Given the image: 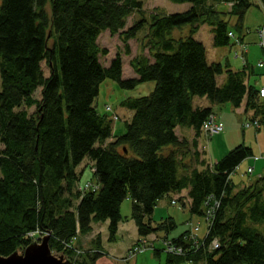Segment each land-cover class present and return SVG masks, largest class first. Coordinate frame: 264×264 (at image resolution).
Returning a JSON list of instances; mask_svg holds the SVG:
<instances>
[{
  "label": "trees",
  "instance_id": "16d2710c",
  "mask_svg": "<svg viewBox=\"0 0 264 264\" xmlns=\"http://www.w3.org/2000/svg\"><path fill=\"white\" fill-rule=\"evenodd\" d=\"M170 1L190 7L147 13L141 0H0V255L24 251L32 234L49 233L51 250L65 253L68 264H97L103 255L99 236L94 248L100 251L74 247L93 232L94 223L109 221V240L115 241L122 204L130 197L139 236L168 235L177 223L170 217L154 224L155 208L166 196L177 205L174 198L188 191L181 203L186 207L189 198L193 215L207 219L205 202L212 196L219 207L205 220L204 238L197 225L201 246L185 255L168 254L169 264H264V173L239 186L232 180L239 165L254 156L253 148L239 144L213 164L196 150L202 133L211 137L202 128L216 118V105L236 110L245 102L246 129L264 120L261 88L247 82V67L210 62L204 43L194 37L207 24L214 46H228L229 32L242 31L253 2ZM221 3L230 11L220 10ZM185 27L188 36L177 37ZM141 32L147 54L131 58L135 75L125 78V57ZM104 33L118 35L125 54L103 62L109 54L99 43ZM106 79L125 89L155 82L150 94L121 102L132 115L120 135L114 134L111 115L94 105ZM196 97L210 104H195ZM178 128L193 129L196 139L180 137ZM85 159L93 163L98 188L83 193L78 167ZM192 231L171 242L190 247L184 240ZM215 240L218 248L211 247Z\"/></svg>",
  "mask_w": 264,
  "mask_h": 264
},
{
  "label": "rangeland",
  "instance_id": "374dc122",
  "mask_svg": "<svg viewBox=\"0 0 264 264\" xmlns=\"http://www.w3.org/2000/svg\"><path fill=\"white\" fill-rule=\"evenodd\" d=\"M168 3V2H166ZM174 4V3H173ZM173 12H182L187 9L186 6H174L169 7ZM220 10L225 11L223 7L220 6ZM255 20L254 17L251 16L250 23H247L246 28H253L251 23ZM232 24V22H231ZM141 32L140 38L135 39L131 41V54L125 57V63H124V77L130 78L133 77L135 74H133L132 68L130 66V60L136 55H139L141 53H146L148 49L143 50L142 45L140 43V40L143 36ZM258 33L260 34V40L264 37V27L258 29ZM189 34V28L185 27L182 31H176L175 35L177 37H186ZM262 34V35H261ZM104 36L100 39V45L101 47L107 48L109 51L108 55H105V57L102 58L103 62L106 61V59H109L110 57H113L117 52H123L124 53V45L122 41L120 40L118 35H110L107 33L103 34ZM194 37L203 42L206 49H207V56L210 62H217V60L221 61L223 65H226L228 63V60L231 62L232 65L239 67L242 65L243 68V58L242 56H236V49L230 48V46H214L213 43V32L212 28L205 24L201 27L198 33L194 35ZM257 47V46H252ZM218 51V54L213 52V50ZM214 50V51H215ZM213 52V54H212ZM257 52H259V48L257 49ZM125 54V53H124ZM216 54V55H215ZM252 54V51H251ZM260 56V55H259ZM252 59H254V56H252ZM263 59V58H262ZM257 60V59H255ZM255 65V63H254ZM43 68L45 71L48 72L46 63H43ZM46 74L48 75V73ZM261 79V84H264V76ZM256 77H253L252 84H257ZM260 84V81L258 82ZM0 87H1V74H0ZM155 87L154 81H147L142 84L137 85L135 88L132 89H125L121 88L119 84L112 80V79H106L103 81V83L100 86V92L99 95L96 97L94 105L96 106L97 110L101 114L108 113L106 111L108 106H111L114 111L120 116V119L118 121H114V134L120 135L123 134L126 130V120L131 117L132 112L127 110L126 108L122 107L121 102L128 97H139L143 95L150 94ZM37 97H40V92L38 91L35 94ZM207 103L210 104L208 101V98L205 97L204 99H201V97L195 98V104H202L206 105ZM225 105H216L214 106L216 115V122L219 124H223V131L216 132L211 135L210 138H201V144L207 146L206 148V156H208V159L210 161H213V163L218 162L222 157H224L230 150H232L235 146L239 144H246L247 146H252L253 149L256 151V148L258 147V143L260 146L264 144V128L260 132V136L257 138L255 135V127H252V129H246L244 127V119L245 115L242 108H238L236 111H233L231 108V104ZM36 108L29 109L30 112L35 111ZM242 112V113H241ZM217 135V136H215ZM215 136V137H214ZM202 137V136H201ZM213 137V138H212ZM262 147H260L261 149ZM224 152V153H223ZM225 154V155H224ZM257 154V153H256ZM260 157L264 158V154H262ZM253 161H255L253 159ZM259 165L264 164V160H261L257 162ZM92 162L89 159H85L82 164L78 167V170L83 169V175L81 178V181L79 182V188L81 186L86 185L87 182H90L93 186H98V183H96L95 179H93V168H92ZM252 166H254V162L251 163ZM249 167V164L247 161H243L239 167L237 168V171L232 174V180L239 185H241L243 182L245 184L250 183L254 180H256L260 175L261 168L260 166L255 171V173L249 175L246 173L247 168ZM263 171V170H262ZM264 171L262 172V174ZM181 198V199H180ZM186 198V196H185ZM184 198V199H185ZM174 201H177L178 204H172L171 199L169 196H166L164 199H162L157 207L155 208L152 220L154 224L161 225L165 220L172 217L176 223L177 227L173 229L168 235H166L165 231L156 232L154 234L149 235L146 238H142L139 236L138 228L135 223V221L132 218V205L133 201L129 197L125 199V201L122 204L121 207V213L123 216V221L120 223V229L117 232L116 240L110 241L109 240V221L106 222H100V223H94V230L93 232L79 237L78 240L75 241L74 247H77V244L80 245L81 248H84L86 250L94 249L95 252L100 251V249L94 248V245L97 243V236L100 237L101 243L99 246H101V250L103 252V255H101L98 260L97 264H169L168 263V254L165 252L164 247L166 246V243L171 241L173 238H177L181 236L183 233L188 234V232L191 231L192 227L195 225H199L201 223V231L198 233L199 236H202L201 238H204V234L206 233L207 224L205 222L208 221V219H205L200 215H193L190 212V207L187 204L186 207L183 206L181 196H176L174 198ZM173 201V202H174ZM164 224V223H163ZM264 229V227H262ZM46 234H37L33 235L35 238L43 237ZM198 237V236H197ZM190 241L193 240L191 236L188 237ZM200 238V237H198ZM200 238V239H201ZM94 240V241H93ZM200 242V241H199ZM193 244L196 247H200L201 243L196 244L193 240ZM19 253H22V251H19ZM52 254L59 255V256H67L63 252L59 251H52ZM128 254H131L129 257ZM67 258V257H66ZM181 264H192L190 262H183Z\"/></svg>",
  "mask_w": 264,
  "mask_h": 264
},
{
  "label": "crops",
  "instance_id": "0c3cea01",
  "mask_svg": "<svg viewBox=\"0 0 264 264\" xmlns=\"http://www.w3.org/2000/svg\"><path fill=\"white\" fill-rule=\"evenodd\" d=\"M141 1L143 2L144 10L147 13H151V12H155V11L164 12V13H172L171 12L172 10L169 7L186 6L187 9L190 7V4H188V3L187 4H178V3H174L170 0H141ZM166 2H168V3H166ZM252 2H253L252 6L247 10V12L245 14L242 31L238 32V31L233 30L234 25L237 23V18L236 17L230 18V22H232V24H231L232 30L235 33V35L239 38L240 42L245 45V50L240 49L239 45H235L233 38L230 40L231 42L228 46H230V48L232 47L233 49L236 47L237 49L235 48L236 49L235 52H240V55H238V56H242V58H243V68L247 67L248 71L251 73L246 79L247 82L252 84L253 77H256L257 79H256L255 83H257V84H254V85L257 86V88H261L264 86V84L263 85L261 84V79H263L262 77L264 76V67H259L258 63L264 57V50L259 45L260 36L258 33V29L264 27V0H252ZM220 6L223 7L224 9H226L227 11H230V9H231L230 5L225 4V3H221V4L217 5V7L219 9H220ZM251 16L255 18L253 23L250 24L253 26V28H246L247 27L246 22L250 23ZM133 21H134V16L129 18V20H128L129 25H131L133 23ZM213 39H214V37H213ZM252 46H257V47H252ZM258 48H259V52H257ZM214 50H213V52L218 54L217 49L215 51ZM251 51H252V54H251ZM213 52H212V54H213ZM144 54H146V53H144ZM252 56H254V59H252ZM255 59H257V60H255ZM217 62L222 63L219 60H217ZM254 63H255V65H254ZM228 64L234 70H242L243 69L242 65L239 67H236V66L232 65L229 60H228ZM224 80H225V75H221L219 77V82L222 84L224 82ZM259 81H260V84L258 83ZM244 104H245V102H244ZM244 104L242 105L243 106L242 112L245 111ZM206 105H208V104H206ZM226 106L227 105H225V107ZM242 106L240 108H242ZM231 109L233 111L237 110V109L234 110L233 108H231ZM250 129H252V128H250ZM255 130H256L255 135L258 138L260 136V132L262 131V129L255 128ZM177 133L179 134L180 137L186 138L190 142H193L194 139H196L195 131L191 128H178ZM201 136L202 137L197 139L198 145H197L196 150H198L200 152V154L202 155V157H201L202 159L204 158L207 160V162H209L210 164H213V161H210L208 159V156H206V148L208 149L207 146L209 143L207 144V146H206V144L205 145L201 144V138L204 137V138L208 139V137H206L203 133L201 134ZM215 136H217V135H215ZM260 147H262V148L260 149ZM253 151H254V156L247 158L245 160V162L247 161V163L249 164V167L254 168L253 173H255V171L258 169L259 166L264 171V164L259 165L257 163L260 161V159L264 160L263 157H260L262 154H264V144L262 146H260V144L258 143V147L256 148V151L254 149H253ZM253 159L255 161H253ZM252 162H254V166L251 165ZM249 167L247 168V170L249 169ZM262 170H261L259 175H262V172H263ZM187 194H188V191H183L181 196L183 195V197H185V196H187ZM188 201L190 203L189 198H188ZM188 201H185V202L188 203ZM119 229H120V225H119ZM93 230H94V226H93Z\"/></svg>",
  "mask_w": 264,
  "mask_h": 264
},
{
  "label": "built area",
  "instance_id": "2783aa9c",
  "mask_svg": "<svg viewBox=\"0 0 264 264\" xmlns=\"http://www.w3.org/2000/svg\"><path fill=\"white\" fill-rule=\"evenodd\" d=\"M229 35L231 37H234L233 33L230 32ZM262 35V34H261ZM239 43V41H237ZM262 45H264V41H262ZM260 66H263L264 65V61L260 62L259 64ZM260 96L264 99V87L260 89ZM107 111L109 112H112V107L111 106H108ZM114 118L115 119H118V116L116 114H114ZM247 125H249V123H247ZM255 125H256V128H261L264 126V120L262 122H258L256 121L255 122ZM224 127H223V124L222 123H218L216 122L215 118H211L209 121H207L204 125H203V128H202V131H204V133L207 135V136H211L213 135V133H216V132H221L223 131ZM94 170V169H93ZM253 172V168L250 167L248 169V173H252ZM98 188V186H96ZM95 188V186H93L90 182H87L86 185L84 186H81L80 187V190L84 193L86 192L87 190L89 189H97ZM205 205L207 207V210L205 212L206 214V218L208 219V221H210V219H212L214 217V214L216 212V209L219 207V201L215 198V197H210L207 199V201L205 202ZM193 231L191 233V237L193 238V240L195 241L196 244H199V241L196 239L197 237V231L198 230V227L196 226H193ZM48 234V233H47ZM32 237L33 234H32ZM189 235H187L185 237V240L184 241H187L189 244H190V247L188 248H185V247H179V246H176L174 243H172L171 241H169L168 243H166V246L164 247L165 249V252H167V254H175V255H185L187 253V251H192L196 248V246L193 244V240L190 241V239L188 238ZM41 237H38V238H34L35 240L37 241H40ZM211 247L212 248H218L219 247V242L218 240H215L213 242V244H211ZM187 250V251H186ZM188 251V252H189ZM128 256L130 257L131 254H128Z\"/></svg>",
  "mask_w": 264,
  "mask_h": 264
},
{
  "label": "water",
  "instance_id": "95a60500",
  "mask_svg": "<svg viewBox=\"0 0 264 264\" xmlns=\"http://www.w3.org/2000/svg\"><path fill=\"white\" fill-rule=\"evenodd\" d=\"M63 259V256L52 254L50 235H46L40 244L33 243L22 253L16 251L9 256L0 255V264H66Z\"/></svg>",
  "mask_w": 264,
  "mask_h": 264
},
{
  "label": "bare ground",
  "instance_id": "6f19581e",
  "mask_svg": "<svg viewBox=\"0 0 264 264\" xmlns=\"http://www.w3.org/2000/svg\"><path fill=\"white\" fill-rule=\"evenodd\" d=\"M141 43V42H140Z\"/></svg>",
  "mask_w": 264,
  "mask_h": 264
}]
</instances>
